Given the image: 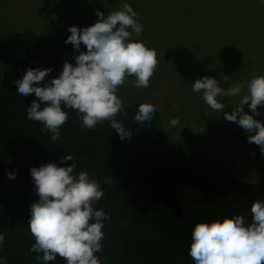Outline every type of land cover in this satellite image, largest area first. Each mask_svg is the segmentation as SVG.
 Segmentation results:
<instances>
[{"label":"trees","instance_id":"1","mask_svg":"<svg viewBox=\"0 0 264 264\" xmlns=\"http://www.w3.org/2000/svg\"><path fill=\"white\" fill-rule=\"evenodd\" d=\"M95 22L70 20L47 35L32 30L0 35V234L5 236L0 264H44L43 253L30 251L35 242L28 227L30 205L39 199L30 169L67 166L72 161L62 162L65 155L73 156L75 173L87 171L103 191L93 205L110 214L102 221V249L96 253L101 264H195L188 253L194 225L234 215L250 223L251 204L264 202V183L238 181L200 148L171 142L157 111L150 122L136 123L142 102L124 104L126 115L116 117L133 134L130 140H121L108 121L83 127L72 109H62L68 120L55 141L40 122L27 119L35 97L21 96L15 81L30 68H51L47 83L65 61L75 66L74 57L86 49L64 43L68 29ZM48 264L66 262L57 255Z\"/></svg>","mask_w":264,"mask_h":264},{"label":"clouds","instance_id":"2","mask_svg":"<svg viewBox=\"0 0 264 264\" xmlns=\"http://www.w3.org/2000/svg\"><path fill=\"white\" fill-rule=\"evenodd\" d=\"M97 21L85 28L70 26V35L64 41L79 51L81 44L86 51L74 57L75 66L65 61L58 77L50 82L45 78L51 68L28 69L17 81V92L35 99L27 105V119L40 122L44 133H51L57 140L60 129L68 120L64 108L72 109L82 117V126L94 129L98 123L108 121L121 140L132 137L117 115H126L124 104L117 90L129 77H134L136 88H147L158 67L157 53L141 41L132 40L133 33L140 36L142 25L138 15L128 3L107 16L97 10ZM224 75L223 80L229 81ZM214 77L204 76L192 84V91L202 93L205 103L215 111H222L224 119L236 123L246 133L248 143L259 146L264 155V122L256 120L258 108H264V76L254 77L243 85L237 83L222 88ZM239 96V103L224 112L225 104L218 98ZM43 105V107H42ZM247 105L252 115L244 111ZM156 107L141 103L134 116L138 124L150 122ZM180 118H171L175 127ZM71 164L59 167L47 163L30 169L39 199L30 205L29 231L34 238L30 251L43 253L44 264L55 261L57 255L66 264H101L96 255L102 249L104 224L110 214L95 210L93 205L102 199L103 191L98 182L89 178L87 171L75 173L72 155L62 157ZM9 180L14 174L6 173ZM251 222L243 215L224 217L212 222H198L191 230L188 253L195 264H264V202L256 200L250 207ZM94 221V222H93ZM5 236L0 234V246ZM40 260L41 257L37 256Z\"/></svg>","mask_w":264,"mask_h":264},{"label":"rangeland","instance_id":"3","mask_svg":"<svg viewBox=\"0 0 264 264\" xmlns=\"http://www.w3.org/2000/svg\"><path fill=\"white\" fill-rule=\"evenodd\" d=\"M122 3L134 9L142 25L141 35L133 33L131 39L154 49L159 61L147 88H136L135 78L129 77L117 90L123 104L154 105L171 142L200 148L238 181L264 183V155L247 142L251 133L192 91L195 80L208 76L225 89L243 85V95L252 78L264 76L260 0H0V35L15 30L47 35L70 20L97 21V10L107 16ZM224 75L231 79L224 81ZM218 99L231 114L240 97ZM257 110L260 115L253 118L264 122V108ZM244 111L252 115L247 105ZM175 117L180 122L173 127L169 121Z\"/></svg>","mask_w":264,"mask_h":264},{"label":"crops","instance_id":"4","mask_svg":"<svg viewBox=\"0 0 264 264\" xmlns=\"http://www.w3.org/2000/svg\"><path fill=\"white\" fill-rule=\"evenodd\" d=\"M169 136V138H170V135H168ZM175 139H177V138H175ZM170 140H171V138H170ZM182 145H184V144H180V146H182ZM218 163V162H217ZM219 164V163H218ZM220 165V164H219Z\"/></svg>","mask_w":264,"mask_h":264}]
</instances>
